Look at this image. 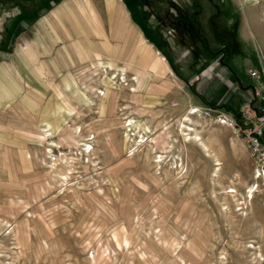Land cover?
Segmentation results:
<instances>
[{"label":"rangeland","instance_id":"374dc122","mask_svg":"<svg viewBox=\"0 0 264 264\" xmlns=\"http://www.w3.org/2000/svg\"><path fill=\"white\" fill-rule=\"evenodd\" d=\"M50 1L0 0V50L9 51L0 60L28 49L20 16ZM130 1L170 62L164 81L151 76L161 69L149 73L157 92L134 99L140 65L117 55L119 70L92 58L76 63L69 80L31 78V89L20 80L21 98L0 109V264H264V186L225 118L260 86L249 71L264 69V0ZM216 2L230 19L228 41L220 11L218 30L198 29V11L212 19ZM94 62L105 95L87 102L73 82L83 77L76 66ZM229 92L233 102L221 101ZM18 100L39 127L55 131L51 139L60 140L65 124L89 138L54 144L51 168L49 156L43 162L48 142L32 134L29 116L14 108ZM191 106L197 111L184 140L179 121Z\"/></svg>","mask_w":264,"mask_h":264},{"label":"crops","instance_id":"0c3cea01","mask_svg":"<svg viewBox=\"0 0 264 264\" xmlns=\"http://www.w3.org/2000/svg\"><path fill=\"white\" fill-rule=\"evenodd\" d=\"M49 3L32 14L25 13L20 16L19 27L27 29L21 42L27 43L28 38L30 42L25 45V48H28L25 51L19 49L16 54L10 53L11 58L0 60V109L21 98L20 80L24 81V88L30 89L31 82H26L31 78L57 79L62 73L65 74L64 78L69 80L70 69L76 63L92 58L98 59V63H104L109 69H120L122 61L117 55H126L125 59L129 65H140L135 70L137 76L134 88L138 91L132 90L131 93L136 100L139 95H147L149 89L156 88L154 83L149 81V73H156L161 69V72L151 76L155 80L164 81L160 75L168 68L171 70L166 54L159 52L158 44L148 36L143 25L147 26L148 31L152 30V27L146 25L145 21L143 24L139 23L124 0H52ZM31 15L35 17L32 19L29 17ZM123 48L125 51H121ZM0 53L9 51L0 50ZM76 67L82 71L83 77H75L73 84L86 99L93 95L90 92L92 87L95 94L96 88L100 86V81L96 78V75H99V67L95 62L89 66L84 64ZM84 69L88 72H84ZM147 84L151 88L148 89ZM55 89L58 95H69L57 86ZM110 89L112 88L108 87L107 90L111 93ZM249 97L250 93L248 99ZM86 101L90 102L89 98ZM221 101L233 102L232 93L223 96ZM14 108L29 116L33 126L32 134H37L40 124L25 103L18 100L14 103ZM144 108L148 109L146 106ZM68 111L74 112L75 109L69 107Z\"/></svg>","mask_w":264,"mask_h":264},{"label":"built area","instance_id":"2783aa9c","mask_svg":"<svg viewBox=\"0 0 264 264\" xmlns=\"http://www.w3.org/2000/svg\"><path fill=\"white\" fill-rule=\"evenodd\" d=\"M249 75L260 86H251L249 99L239 106L235 116L225 118L238 130L252 162L253 177L264 186V69L250 70Z\"/></svg>","mask_w":264,"mask_h":264},{"label":"bare ground","instance_id":"6f19581e","mask_svg":"<svg viewBox=\"0 0 264 264\" xmlns=\"http://www.w3.org/2000/svg\"><path fill=\"white\" fill-rule=\"evenodd\" d=\"M98 74V73H97ZM122 80V79H121ZM123 83V82H122ZM139 84H141L140 83V81H139ZM149 84H150V82H149ZM149 84H147L148 86H149ZM149 88H151L150 86L148 87V89ZM133 90L134 91H136L137 89L136 88H133ZM144 91L146 90L147 91V89H143ZM151 90H153L154 92H157L158 90H157V88H152ZM150 89H149V91H148V93H147V95L145 96V97H148L151 93H153L152 91H151ZM133 91V92H134ZM138 91V90H137ZM90 92H91V94H94L93 92H94V89H93V87L91 88V90H90ZM95 94L97 95V96H104L105 95V91H103V90H100L99 88H96V90H95ZM88 98L89 97H86V99L88 100ZM90 99V98H89ZM91 100V99H90ZM89 100V101H90ZM91 102H92V100H91ZM141 103H142V101H141ZM143 104V103H142ZM147 107V106H146ZM100 108V111L102 110V107L100 106L99 107ZM60 109V108H59ZM197 111V108H195V107H190V109L188 110V112L183 116V119L182 120H180L179 121V124L181 125V134H183L182 136H183V138H184V140H187V139H189L190 138V134L188 135V133L186 132V133H182L184 130H190L191 128L189 127V125L190 124H188V122H189V120L191 119L190 118V114H193V113H195ZM70 112V111H69ZM129 119V118H128ZM188 121V122H187ZM128 122V121H127ZM128 124H131L132 126H134L135 127V120L134 119H129V122H128ZM39 127V126H38ZM192 130V129H191ZM53 132H55V131H50L49 129H46V128H44V127H39V130H38V132L37 133H39L40 135H41V137H42V141H44V142H48L47 144H46V146L44 147V157H43V162H47V158H48V156H49V158L52 160V161H50V167L51 168H55V165H56V162L54 161L55 160V158H51L50 157V151H52L51 149H52V146L54 145V144H56V143H60L61 145L62 144H64V143H69V144H71V143H76V145H78V143H79V141L80 140H85V139H87V138H89V137H86V138H82V139H80L81 138V134H80V127H79V125H71V124H65L64 125V127L62 128V130L61 131H59V132H57V137L60 139L59 141H56V140H54V139H51V137L53 136L52 135V133ZM189 132V131H188ZM188 135V136H187ZM196 135H195V133H194V137H195ZM192 137V136H191ZM163 138H164V141L165 142H167L166 140H165V136H163ZM81 144H83L84 145V148H85V150H87V151H89L91 148H92V145L89 143V141H84V142H82ZM47 146H48V148H47ZM167 148V147H166ZM160 156V155H159ZM58 173H60V170L58 171ZM227 192H232V191H234V189L233 188H228V190H226ZM250 191V190H249ZM252 191H253V189H251V193H252ZM225 192V191H224ZM226 193V192H225ZM249 194V198H251L252 197V194ZM17 230L20 232L21 231V229L19 230V227H17ZM22 232V231H21Z\"/></svg>","mask_w":264,"mask_h":264},{"label":"flooded vegetation","instance_id":"af4514ba","mask_svg":"<svg viewBox=\"0 0 264 264\" xmlns=\"http://www.w3.org/2000/svg\"><path fill=\"white\" fill-rule=\"evenodd\" d=\"M220 3H217L216 2V10H214L213 12H211V16H212V19H210L207 15H206V13H203L202 14V12L199 10L198 11V17H199V15H201V21H199V19H198V29H200V27H204L205 29L207 28V27H209L210 25H212L214 28H215V30L217 29L218 30V24H217V18H218V11H220V13H221V15H222V17H221V22H222V24H223V27L225 28V29H222V38H223V40L224 41H228L229 40V36L231 35V29H232V27L230 26V19L229 18H225V9H223L222 8V10H220ZM200 7H202V5H200ZM225 12V13H224ZM204 15L206 16V19H204ZM190 16V15H189ZM229 16V15H228ZM190 17H192V15L190 16ZM206 25H209V26H206ZM222 27V26H221ZM202 38L204 39L203 41L205 42V41H207V39L205 38V37H203L202 36ZM205 45H206V43H205Z\"/></svg>","mask_w":264,"mask_h":264},{"label":"trees","instance_id":"16d2710c","mask_svg":"<svg viewBox=\"0 0 264 264\" xmlns=\"http://www.w3.org/2000/svg\"><path fill=\"white\" fill-rule=\"evenodd\" d=\"M124 1H125L126 5H127L128 7H130V2H131V1H130V0H129L130 2H129L128 0H124ZM131 3H132V2H131ZM46 5H47V3H46ZM46 5H45V6H46ZM192 17H193V16H192ZM195 23H196V22H195ZM197 24H198V23H197ZM205 43H206V47H207V46H208V42L205 41ZM207 49H210V47H207Z\"/></svg>","mask_w":264,"mask_h":264}]
</instances>
